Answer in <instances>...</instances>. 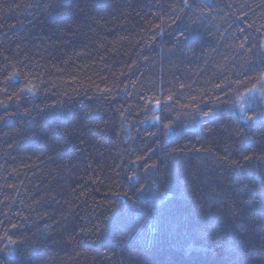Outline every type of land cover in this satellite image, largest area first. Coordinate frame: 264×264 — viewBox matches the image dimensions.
I'll list each match as a JSON object with an SVG mask.
<instances>
[{
    "label": "trees",
    "instance_id": "trees-1",
    "mask_svg": "<svg viewBox=\"0 0 264 264\" xmlns=\"http://www.w3.org/2000/svg\"><path fill=\"white\" fill-rule=\"evenodd\" d=\"M0 264H264V0H0Z\"/></svg>",
    "mask_w": 264,
    "mask_h": 264
}]
</instances>
